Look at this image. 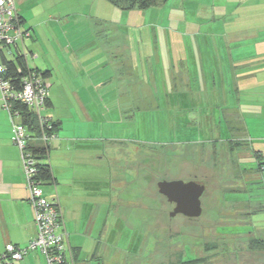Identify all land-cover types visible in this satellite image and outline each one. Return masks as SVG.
<instances>
[{"label": "crops", "instance_id": "1", "mask_svg": "<svg viewBox=\"0 0 264 264\" xmlns=\"http://www.w3.org/2000/svg\"><path fill=\"white\" fill-rule=\"evenodd\" d=\"M15 4L22 27L31 33L23 42L29 53L26 63L47 72L45 114L57 129L47 156L52 177L41 186L60 208L67 264H146L144 255L149 253V258L156 249L158 235H176L171 227L177 219L183 225L176 242L185 240L184 229H198L197 244H184L192 258L197 257L195 251L203 253L204 217H218L209 210L194 217L171 214L175 202L159 192L161 180L156 182V195H144L148 180L143 171L151 164L140 162L138 136L122 131L125 123H160L152 116L161 110L166 129L175 136L167 137L169 142H152V147L172 151L174 145L181 160L198 159L189 147L215 137L213 122H218L217 137L227 138L224 113L228 120L235 113L231 121L241 126L244 140L260 141L257 150L247 144L249 155L236 158L237 175L223 193L226 202L239 206L232 218L242 220L244 232L233 235L264 241V136H250L236 102L243 82L264 76V0H166L142 10L120 9L107 0ZM113 8L132 19L111 18L107 12ZM16 48L22 50L20 41ZM2 53L11 60L17 51ZM260 112L264 114V101ZM11 120L20 118H10L0 93V254L6 244L23 247L36 234ZM196 176L187 181L202 183ZM175 179L181 177L163 180ZM213 195L207 197L212 200ZM188 218L197 221L188 223ZM217 227L224 229H213ZM112 235L125 247L108 249L106 244L115 240ZM168 238L163 242L166 248L176 237ZM244 250L256 256L251 264H264V250ZM164 263L167 258L157 264ZM14 264L48 263L39 249H33Z\"/></svg>", "mask_w": 264, "mask_h": 264}, {"label": "rangeland", "instance_id": "2", "mask_svg": "<svg viewBox=\"0 0 264 264\" xmlns=\"http://www.w3.org/2000/svg\"><path fill=\"white\" fill-rule=\"evenodd\" d=\"M123 12L124 11H118L117 9L113 8V10H109L107 14L111 18L116 19H119L122 15H124V22L132 19ZM263 80L264 76L256 75L255 78H250V80H248L247 82H243L242 85H245L243 87H240V90L236 93V102L244 117V122L249 128L250 136L253 137L259 135L264 136V114H261L260 112L261 103L264 101V91H260V86H264ZM161 113H163V110H161L160 112H156L155 115L152 116L153 120L161 121L160 123L153 122L148 124L139 122L138 124L125 123L123 125L122 131L124 135H131L132 138L138 136L137 139L140 142V144L138 145L140 149V162H148L149 164H151V166L144 168L143 171L145 181L148 180L147 187L145 185L146 193L144 195H156V182L158 180L175 178L176 176H179L181 177V180L187 181V178L197 175L196 178L198 180L206 181L211 187L212 192L210 194H216L213 198L218 195H221L222 198V202L219 204L217 203L218 214L215 215L218 218L214 219L215 221H212L211 217L207 215L204 217L203 234L205 236L209 234H218L219 236H222V238H220V241L224 239V242H221L223 243V245H220L225 246V251H222V246H218V249L213 251V255H211V252H205L204 250L203 253L202 250H199L197 252L195 251L197 257L201 258V256H203L204 262H201L200 264H251L253 262H257V260H255L256 256H253L252 253L250 254L249 252L244 250L248 247V241L246 239L238 240L239 242L236 241V243L232 242L233 239L235 241V238H233V232L243 231V224L242 220L232 218V215L234 214L233 212H235L236 208H238L239 206L236 207L237 205L235 206L231 202H226L222 195L223 192L229 191L231 189L230 186H232L234 182L232 178L237 175V171L234 170L236 158L243 156L246 157L249 155V150L246 148L247 144L249 147H255V149L257 150L260 141L251 138L244 140L246 138V134H244L242 128H240L241 126L237 125V122L235 124L231 121L232 118H236L234 115L235 113L232 115L231 119H229L230 121L228 120V115L224 113V116H226L225 119H227L226 125L229 134L231 133L229 135L230 137H217V132H215L214 130L218 128V122H213V124H211L213 129L211 130H213L215 137L211 139H202L194 143L197 144L196 146L193 144L191 145V147H189V153L191 154L192 152L196 151L199 155L197 157L198 159L195 158V161L184 159L181 160L179 159V156L177 154V147H175L174 145H172L171 147L169 146L170 149L174 148L172 149V151L165 150L166 148L164 146L152 147V145H154L155 143L160 144L161 142H169V139H171L170 137L175 136V134H173L172 132L169 133L166 129V123L163 122L164 117L160 115ZM236 121H238V119H236ZM207 126V124H204L203 128L206 129ZM209 130L210 128H208L207 131ZM99 133L100 132H96L97 135H99ZM167 137H169V139H166ZM176 139H179V137L177 136ZM93 142L97 145L96 141ZM97 142L98 144L102 145V141ZM235 142H237L238 144L236 143L235 145ZM142 143H145L146 145ZM128 144L130 143H124L120 147H127ZM169 152H172V155H170ZM199 159L201 160L200 163L197 162ZM140 169H143L141 168V165ZM216 189H218V191L220 189V193L218 192L219 194L215 192ZM204 203L205 205H207V200H205ZM123 222L125 223L124 220ZM182 222L183 221H181L180 219H177L176 222L172 225L171 232L172 234L178 233V237L174 238L175 240L172 239L170 241L171 244L170 246H168L169 248H166V246L164 245V247H160V244L157 243L159 245L154 251L150 253L149 258V253L144 255L145 260H147L146 264H157L160 263V261L162 262V260L169 255L170 251H172V248H176L179 245V243L176 241L178 238H180L179 227L183 225ZM214 225L220 226V228L222 227L224 229L220 231L218 230V227L217 229H213ZM187 230L190 233L188 231H185L184 229V233L187 234L185 242L189 245H196L198 239L195 240L197 235L195 233L196 231H198V229L196 230L192 227L190 229L188 228ZM112 238L115 239L114 242L112 241L111 244H106V247L108 249H116L115 251H117V249L125 247L121 243L118 245L117 242L115 243L117 236L112 235ZM204 239L209 242L214 240V238L212 239L209 236ZM155 240L157 242L159 241L158 238ZM122 241L125 242L124 237L122 238ZM114 259L119 260V257L112 258L111 260Z\"/></svg>", "mask_w": 264, "mask_h": 264}, {"label": "built area", "instance_id": "3", "mask_svg": "<svg viewBox=\"0 0 264 264\" xmlns=\"http://www.w3.org/2000/svg\"><path fill=\"white\" fill-rule=\"evenodd\" d=\"M29 35V31L21 27L15 0H0V50L10 52V48L15 47L20 41L22 53L25 55L23 42ZM6 73L7 67L0 57L2 108L10 114V118H20L18 111L12 109L13 103L27 105L35 113L41 130L40 140L43 144H49L54 139L55 133H53L50 117L45 114L49 96L48 83L40 71L29 69L21 78L20 89H15L6 78ZM11 123L12 141L20 151L28 201L34 211L36 234L26 246L6 244L4 251L0 254V264H14L33 249H39L48 264H67L68 245L60 208L55 201L46 198L40 182L35 178L36 160L29 149L28 129L20 121L11 120Z\"/></svg>", "mask_w": 264, "mask_h": 264}, {"label": "trees", "instance_id": "4", "mask_svg": "<svg viewBox=\"0 0 264 264\" xmlns=\"http://www.w3.org/2000/svg\"><path fill=\"white\" fill-rule=\"evenodd\" d=\"M107 1H109L110 3L117 6L120 9L132 10V9L136 8V9L142 10V9H146L148 7L160 5V4L164 3L166 0H107ZM19 19H20V24L22 27V22H21L20 16H19ZM22 29H24V28L22 27ZM26 30H28V29H26ZM28 31L30 33V30H28ZM30 37H31V33H30L28 38L24 39V41L28 40ZM17 45H18V42H17ZM17 45L15 47L10 48V50L14 48L17 51L14 59L10 60V59L5 58V56L2 53V52H5V50H0V55L2 54L0 57H1V61L7 67V73L5 75L6 78L9 79L13 88L20 89L21 78L26 74L27 70L31 69V70L40 71L42 74V77L44 79L46 77L47 72L41 71V70L36 69V68H29V66L26 63V59H25V55L28 56L29 53L26 51L24 43H23V46L25 48L24 49L25 53H26L25 55L22 53V50L18 51V49L16 48ZM31 56H33V54H31ZM18 68H19V70H18ZM48 98H49V96H48ZM47 104H48V99L46 101V106H47ZM12 109L18 111V113L20 115L19 116L20 122L22 124H24L29 131V135H30L29 149H30L32 155L34 156V158L36 160L35 178L40 182V185H42L44 182L50 180L52 177L50 166H49V163L47 161L50 143L49 144H45V143L43 144V142L40 140L41 130L38 126L35 113L27 105L22 104V103H18V102H14ZM51 124L53 127V133L56 134L57 125H56L55 121L52 119H51ZM224 124H225V122H224ZM226 128H227V126H226ZM226 130L227 131H224V134H227L226 136L230 137L229 135L231 133L229 134L228 128ZM236 143L237 142H235V145H236ZM255 157L256 158L258 157V153H255ZM205 184H206V189L204 190V193L202 194V197H201L202 211H203V213H205V212H207V210H209L214 215L218 214L217 203L219 204L222 202L221 195L220 196L218 195L215 198H212V200L209 199L207 196H209V194L211 193V187L208 185V183L206 181H205ZM215 192H217V191H215ZM215 195H213V197ZM222 196L224 199H226L228 197L224 193ZM205 200H207V202H208L207 205H205V203H204ZM207 207H208V209H207ZM189 221L194 223L195 221H197V219H189L188 218L187 222L189 223ZM177 234L178 233H176V235H174V237H178ZM186 235L187 234H185L184 236H186ZM158 236H159L158 239L160 241L159 242L160 245L159 244L158 245L160 247H164L163 242H165V240L168 237H166L163 234L162 235L160 234ZM208 236L212 239L214 238V240H212L210 242L205 240L204 238H207ZM246 236L247 235H245V236L244 235L243 236H234L233 238H235V243H236V241L242 240ZM171 237H173V236L170 235V238ZM170 238H168V239H170ZM220 238H222V236H219L218 234L217 235L209 234L207 236L204 235L203 240H202L203 248H204L203 250L205 252H211V255H213V251L218 249V246L223 245V243H221V242H224L223 241L224 239H222L220 241ZM197 239L198 238L196 236L195 240H197ZM247 240H248V248L253 250L254 252L264 250V241L263 240H259L257 237H252V236H247ZM184 242H185V240H181V243L176 248H173L172 251H170L169 255L166 257L167 263H164V264H200L201 262H204L203 256H201V258H199V257L192 258V256L189 255L188 250H187V249H189V247L186 246L184 244ZM181 244H184L183 248H180ZM220 244H222V245H220ZM186 251H187V253L184 256V253ZM222 251H225V246H222ZM204 258H206V257H204Z\"/></svg>", "mask_w": 264, "mask_h": 264}, {"label": "water", "instance_id": "5", "mask_svg": "<svg viewBox=\"0 0 264 264\" xmlns=\"http://www.w3.org/2000/svg\"><path fill=\"white\" fill-rule=\"evenodd\" d=\"M159 192L175 202L171 214L182 212L188 216H199L202 211L200 197L205 190L202 183L188 180H161L157 183Z\"/></svg>", "mask_w": 264, "mask_h": 264}, {"label": "flooded vegetation", "instance_id": "6", "mask_svg": "<svg viewBox=\"0 0 264 264\" xmlns=\"http://www.w3.org/2000/svg\"><path fill=\"white\" fill-rule=\"evenodd\" d=\"M202 183H204V185H205V189H206V184H205V181H202V180H200Z\"/></svg>", "mask_w": 264, "mask_h": 264}]
</instances>
